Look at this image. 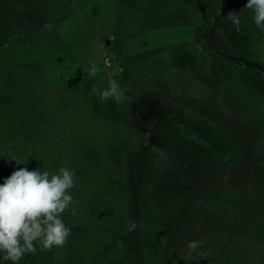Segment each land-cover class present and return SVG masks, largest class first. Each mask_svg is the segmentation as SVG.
I'll return each instance as SVG.
<instances>
[{
    "label": "rangeland",
    "instance_id": "obj_1",
    "mask_svg": "<svg viewBox=\"0 0 264 264\" xmlns=\"http://www.w3.org/2000/svg\"><path fill=\"white\" fill-rule=\"evenodd\" d=\"M214 2L221 5L208 24L195 18L153 24L145 8L130 7L124 0H0V74L10 64L18 70L34 63L18 70L20 95H28L21 102L24 120H32L26 112L34 92L50 90L52 97L63 99L99 95L93 89L106 88L109 79L116 80L117 102L131 119L137 149L127 167L128 215L136 227L117 236L91 264H168L175 249L207 264H264V240L255 232L216 228L197 209L207 188L219 184L254 188L252 196L264 211L256 154L261 118L238 114L239 89L220 72L226 61L264 76V33L255 37L258 62L242 61L219 22L248 0ZM191 45L201 49L193 70L172 69L170 78L137 73L124 80L120 75L128 57L158 50L168 56ZM92 69L96 75L90 77ZM0 153H5L1 144ZM14 170L7 155L0 156V183ZM256 218L264 223L261 215ZM193 239L202 241L199 248L205 254L190 249ZM20 264L53 263L49 250L37 248Z\"/></svg>",
    "mask_w": 264,
    "mask_h": 264
},
{
    "label": "trees",
    "instance_id": "obj_2",
    "mask_svg": "<svg viewBox=\"0 0 264 264\" xmlns=\"http://www.w3.org/2000/svg\"><path fill=\"white\" fill-rule=\"evenodd\" d=\"M124 1L130 7L145 8V16L153 24L169 19L186 22L190 18L203 19L208 24L217 16L221 5H216L214 0ZM235 12L242 18L243 30L238 31L226 16L219 22L220 31L242 61L258 62L255 37L264 30L252 22L250 9L244 7ZM200 56L201 49L191 45L168 56L158 50L146 56L128 57L120 75L124 80L136 77L137 73L150 79L170 78L172 69L193 70ZM10 65L0 74V144L5 147L6 155L26 159L21 164L10 160L15 169L26 167L55 173L66 166L74 170V186L69 190L74 203L61 214L70 235L63 247L49 250V258L53 264H91L108 251L117 236L128 232L130 225L127 167L130 154L137 149L131 119L114 98L101 102L99 95L89 93L64 99L57 94L59 98H54L47 90L40 95L34 92V103L26 112L32 120L27 122L23 118L26 108L21 102L28 95L24 98L20 95L18 70L34 63H25L18 70ZM220 72L224 80L239 89L238 114L261 118L256 154L261 160L260 180L264 184V76L226 61L221 63ZM248 174L252 171L248 170ZM254 191L245 186L213 185L207 188L197 207L200 217L216 228L227 226L230 232H239V228L253 231L263 241L264 223L260 224L256 217L261 215L264 221V211L252 196ZM242 208L244 212H239ZM203 251L200 249V255L205 254ZM223 258L230 259L227 254ZM168 264L207 263L196 262L184 249H175Z\"/></svg>",
    "mask_w": 264,
    "mask_h": 264
},
{
    "label": "clouds",
    "instance_id": "obj_3",
    "mask_svg": "<svg viewBox=\"0 0 264 264\" xmlns=\"http://www.w3.org/2000/svg\"><path fill=\"white\" fill-rule=\"evenodd\" d=\"M247 9L252 12V22L264 30V0H248ZM242 31V18L238 12H231L227 17ZM96 75L92 69L90 77ZM99 92L101 102L108 99L120 101L121 96L115 79L108 80ZM5 153H0L4 156ZM7 159L16 164L25 163L7 153ZM74 170L62 166L57 172L47 170H28L20 167L3 178L0 183V264H20L26 254H34L37 248L50 250L63 247L70 228L61 218V214L74 203L69 190L74 186ZM73 214L75 209H72ZM134 223L128 230H134ZM202 244L199 239L189 241L191 250H197Z\"/></svg>",
    "mask_w": 264,
    "mask_h": 264
}]
</instances>
